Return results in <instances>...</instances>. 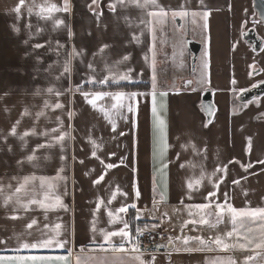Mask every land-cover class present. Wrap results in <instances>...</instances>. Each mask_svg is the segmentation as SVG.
I'll return each instance as SVG.
<instances>
[{
    "label": "crops",
    "instance_id": "0c3cea01",
    "mask_svg": "<svg viewBox=\"0 0 264 264\" xmlns=\"http://www.w3.org/2000/svg\"><path fill=\"white\" fill-rule=\"evenodd\" d=\"M88 1L68 0L69 12L53 11L49 15L41 13V8L52 5L63 8L64 0H24L23 5L19 0H0V184L12 185L11 190L5 188L7 193L17 186L13 177L20 180L25 176L44 177L63 202V207L47 212L35 205L25 211L15 198L5 205L4 197L0 196L3 264H18L17 257L25 258V264H33V257L43 258L44 264H139L134 256L140 253L150 264H212L218 258L244 264L246 256L255 257L248 264H264V249L254 245L248 250L233 247L221 251L213 245L212 251L188 252L183 243V237L208 240L220 236L226 243L233 244L236 236L226 237L233 229L227 214L218 224L215 216H210L207 217L210 225L189 223L185 226L186 221L198 220L203 214L194 205L209 203L205 199L209 192H216L212 198L213 212L214 204H222L225 199L237 209L264 208V163H260L264 161V93L245 103L237 100L242 89L264 79V23L257 25L252 0H203V3L201 0H188L187 3L162 0L160 6L168 12L172 5L195 12H203L207 7L229 9V14L222 12L215 19L208 17L206 51L200 65L197 63L192 71L195 75L199 72L200 79L196 82L193 77L187 87L183 81L191 71L189 50L172 63L166 53L165 40L161 39L153 66L151 26L141 20L150 21L147 12L158 9L151 5L141 9L128 4L125 7L117 5L112 12L106 4L111 0H101L99 7L96 5L91 11L85 6ZM17 6L19 13L14 11ZM100 12L103 14L97 18ZM58 20L63 24L57 25ZM212 23L220 29L226 23L233 26L234 32L230 35L233 43L221 51L213 48L216 39H210ZM249 28L261 38L259 50L239 36ZM133 35L140 37L139 43ZM57 42L64 47L59 48ZM36 44L43 47L35 48ZM103 45L108 47L101 52ZM73 47L82 51V55L72 60L71 76L65 74L57 80ZM125 56L127 60L123 59ZM117 61L121 63L116 65ZM89 63L94 66L97 79L108 74L105 65H116L121 73L127 72L131 77L119 83H148L149 87L119 89L138 95L126 99L119 109L111 108L107 99L98 101L94 110L75 91L77 85L94 74L87 67ZM174 66L175 71H170ZM49 87L63 95L48 94ZM206 88L211 90L214 105L209 119L200 106ZM46 100L50 104L59 100L64 107L54 111L45 109ZM129 105L132 111L128 110ZM101 107L107 115L100 111ZM26 108L28 114H24ZM41 110L45 114L37 119L36 114ZM69 111L74 113L71 119L67 115ZM61 120V130L70 132L72 137L65 139L63 149L59 144L38 148L51 138L42 133L59 127ZM17 121V134L10 135ZM33 128L35 135L20 139ZM94 151L95 156L92 155ZM29 155L36 158L29 161ZM108 164L115 167L107 169ZM224 166L226 174L216 172L217 167ZM101 175L104 179L94 183ZM219 178L223 182L217 189L214 185ZM189 182L193 184L192 190L188 188ZM34 184L39 192L40 181ZM113 194L115 199H112ZM39 198H43V193ZM133 204L135 208L128 207L126 213H117L120 207ZM130 210L134 211L135 220L145 222L141 224L143 230L168 237L166 249L137 253L114 251L107 244L103 249L98 247L103 244L102 231L123 226L122 223H109V211L127 221L132 232ZM11 216L19 218L10 219ZM33 219L37 223L28 229ZM93 222L95 232L92 231ZM260 223L248 220L239 224L240 235L250 234L258 241ZM57 224L61 225L60 229H56ZM153 225L158 227L153 228ZM56 231L60 232L59 239L68 241L64 248H21L23 242L48 238ZM237 241L238 244L245 242L243 239ZM120 243V237L113 238V244ZM187 247L199 245L190 241Z\"/></svg>",
    "mask_w": 264,
    "mask_h": 264
},
{
    "label": "snow or ice",
    "instance_id": "6c2138e0",
    "mask_svg": "<svg viewBox=\"0 0 264 264\" xmlns=\"http://www.w3.org/2000/svg\"><path fill=\"white\" fill-rule=\"evenodd\" d=\"M20 5L24 4V0H19ZM201 3H203V0H201ZM92 4L97 5V7H99L98 4V0H92ZM128 4H135V6L141 8V9H147L150 5L154 6L156 9L155 11H149L147 12V15L152 17L153 19L155 18H162V17H166L168 15V12L165 11L161 6H159L157 4V0H113V2H111L109 4V10L112 12H115L116 10V6L120 5L121 7H125ZM259 8H260V14L264 15V0H260L259 3ZM15 12L19 13L20 12V7L17 6L14 9ZM32 9L29 8V12L31 13ZM59 12V11H64V12H69L70 11V5L68 0H64V7L63 8H57L55 5H52L50 8H41V13L47 12L49 15L53 12ZM103 13L100 12L98 13L97 18H99V15H102ZM191 16L196 17V16H202L205 23H204V28L207 29L208 25H207V19L209 16V12L208 11H204V12H191L190 13ZM189 15V12L181 10V11H172V17L175 18L176 16H180V17H186ZM127 19V18H125ZM57 25H62L63 21L62 20H58L56 21ZM141 23H145L146 26H151L153 24V20L150 21H144L141 20ZM152 32H153V45H152V52H153V66H155V29L154 27L151 28ZM16 31H19L18 29H16ZM72 33L69 30V36L71 37ZM133 39L136 42H140V37L139 36H135L133 35ZM25 44H27V41H24ZM58 47L59 48H63L64 45L59 44V42H57ZM35 48H41L43 47V45L41 44H36L34 46ZM108 45H103V47H101L100 51L103 52L104 48H107ZM82 55V51L78 52L76 50L75 47L72 48L71 53H69L68 58L64 61L63 63V71L60 73V76H57L56 79L59 80L62 76H64L65 74H67L69 77L71 76V72H72V60L78 56ZM124 60H127L128 57L125 56L123 58ZM147 59V57H146ZM119 63H121L120 61L116 62V65H118ZM116 65H112V66H108L105 65V69L107 71V75H105L103 78L101 79H97L96 75H95V68L94 66L89 63L87 65L88 69L94 73L93 75L88 76V78L86 80H83L79 85L76 86L75 91L79 92L84 100L86 101L87 104H89L94 110L97 109L98 107V101H102V100H108L111 102V108L113 109H119L122 108L124 106V102L126 99L131 100L133 98H135L138 93L132 92V93H126L124 91H104V90H97V91H92L91 89L88 91L84 90V85L87 84L89 86H97V87H107L109 82L114 83V84H119L120 81H129L131 79V77L129 76V74L127 72L121 73ZM52 66L49 65V68H51ZM205 68H207V63H205ZM131 71V70H129ZM251 75V74H250ZM189 83H191L189 81ZM260 84H264V81H260L258 84L253 85V87H258ZM156 87V77L155 75H153V89H155ZM48 94H54L57 97H60L63 95V93L53 87H49L47 90ZM69 91H71V89H69ZM40 93V90L37 89V94ZM153 99L155 100V91H153ZM161 95H167V93H161ZM64 105L59 102V100H57V102L55 104H50L47 100L44 102V108L45 109H51V110H56V109H63ZM128 110L132 111V107L131 105L128 106ZM100 111L105 112V115H107L106 110L101 107ZM153 113L155 114V108H153ZM24 114H28V110L27 108L24 111ZM44 111L41 110L40 112H38L37 115V119L44 115ZM68 117L69 119H71L74 115L73 112L69 111L68 112ZM59 120V117L57 118ZM161 123H163L161 121ZM19 124V121L16 122V124L13 125L11 131H10V135L15 136L16 133V127ZM63 128V121H59V127L54 128L51 130V132L45 131L44 133H42V135L48 137L51 136V138L48 140V142L46 144H42V145H38V148H43V147H52L54 146V144H59L61 146V149H63L64 146V141L66 138H72L71 137V133L68 131H62L61 129ZM113 130H115V126L113 125ZM51 133H59L58 135H51ZM35 135V129L33 128L31 130V132H25L23 134V136L20 137V139H24V136H28V135ZM6 139V138H5ZM94 143V142H93ZM9 151H11V149H9ZM35 151V150H34ZM93 156L96 155L95 151L92 153ZM36 157L34 155H29L27 157V160L32 161L34 160ZM63 159V157H61ZM18 164L22 163V161H17ZM81 163H83L81 161ZM260 163H264V161H260ZM115 167V165L112 164H108L106 165L107 169H111ZM183 167V166H182ZM243 167V166H242ZM246 170V169H245ZM62 171V169H61ZM227 171V167H217L216 172H223L226 174ZM216 172H214L212 175L215 176ZM13 179L17 180V186L14 188V191H9V192H5V188L7 187V189L11 190L12 189V185L9 184L7 186L0 184V196L4 197V203L5 205L8 204L9 201H12L13 198H15V201L17 204H20L21 207H23V209L25 211L30 210V206L35 205L41 209H44L45 212L49 211V210H55L58 207H63V202L60 199L59 195H55L54 194V187L53 185H51L50 183H48L47 178L44 177H36V176H25L23 177L22 180H20L17 177H13ZM104 179V176L101 175L99 177V179H97L96 181H94V183H100L102 180ZM36 180L40 181V185H39V192L36 191V186L34 184V182ZM223 180L222 178L218 179V182L214 185L215 188H219V183H222ZM200 182L197 181V184H199ZM233 183H239V181H233ZM188 188L189 190L193 189V184L191 182L188 183ZM40 193H43V198H39ZM137 196H139V192H137ZM216 196V192H209L208 196L205 198L206 200L209 201V203H203V204H197L194 205V207L196 209H199L201 211V213H203L202 215H200V218L198 220L196 219H192L189 221L185 222V226H187V224H193V225H210V221L207 217L210 216H215V222L218 224L223 220V217L225 214H227L233 224V229L232 231H229L226 233V237L228 239L233 238L234 236H236L237 240L243 239L245 242L244 243H239L237 245H233V244H229L225 242V238L217 236L215 239L209 238L208 240H205L203 237H183V243L186 246L185 247V251L188 252H192V251H205L206 249L208 251H212L213 250V245L216 246L217 249L221 250V251H228L230 248L233 247H239L242 250H248L250 246L254 245L255 248L257 249H264V208H255V209H237L235 207H233L231 204H229L227 202V199H225L224 203H216L214 204V208L215 211H211L212 207H213V203H212V198H214ZM225 197H227V194L225 193ZM190 198V197H189ZM27 199V202L24 203L23 201ZM112 199H115V194H113ZM163 199V197H162ZM111 202V201H109ZM128 207H132L135 208L136 205H130V206H122L117 210V213H126L128 211ZM208 210V211H205ZM117 213H113L111 211L108 212L109 217L111 218L109 223L110 224H116V223H122L123 226L119 227L115 230H111V231H102V236H103V244H100L98 247H100L101 249L104 248V244L109 245L114 251H119V252H123L126 251L125 249V245L124 242L126 241L127 243H129L131 245L132 251L133 252H137L139 253V244L138 242H134L133 238H132V234L129 231V224L127 221H124L122 218L118 217ZM166 215V214H165ZM190 215H192L190 213ZM10 219H18L19 217L17 216H11L9 217ZM139 218V215L137 216V219ZM251 220L252 223H256V221H260V225H259V238L257 241V238L255 236H252L250 234H246L244 236H241L240 233L237 230V224L243 225L246 223V221ZM37 223V221L35 219H33L28 225L27 228L31 229L33 227V225H35ZM214 226V225H212ZM61 225L57 224L56 225V229H60ZM158 227V225H153V228ZM92 231L95 232L96 228H95V222H93V226H92ZM137 235H141L142 234V230L137 228L136 230ZM251 232V230H249V233ZM31 234V233H29ZM42 235H46L45 233L42 232ZM60 236V232L56 231L54 236H50L48 238H43V239H38L35 240L32 243H28V242H23L21 244V248L22 249H38V248H51V247H60V248H64L66 246V244L68 243V241L66 240H62L59 239L58 237ZM114 237H120L121 243L117 246L115 244H113V238ZM180 239V238H177ZM190 241H196L199 245V247L196 248H191V247H187L190 243ZM3 241H0V243H2ZM169 243H172V239L169 238ZM158 250V249H157ZM142 255L143 253H140L136 256H134V259L136 261L139 262V264H150V262L145 261L144 259H142ZM59 259V258H58ZM255 259L254 256H246L244 258V264H248V262L253 261ZM5 260V257L0 256V264H3ZM155 257H152V261L154 262ZM17 261L18 264H25V258L23 257H17ZM32 262L33 264H44L43 258H39V257H33L32 258ZM212 264H236V261L228 259L227 261H224L223 259H217L214 260L212 262Z\"/></svg>",
    "mask_w": 264,
    "mask_h": 264
},
{
    "label": "rangeland",
    "instance_id": "374dc122",
    "mask_svg": "<svg viewBox=\"0 0 264 264\" xmlns=\"http://www.w3.org/2000/svg\"><path fill=\"white\" fill-rule=\"evenodd\" d=\"M175 1V0H172ZM182 1V0H180ZM184 3H187L188 0H183ZM101 0H98V3H100ZM113 2V0L109 1L107 4V6H109V4ZM162 0H157V4L160 6L161 5ZM85 6L91 10L94 11L95 10V6L94 4H92V0H89L88 2L85 3ZM184 10L183 8H179L176 7L175 5H172V9L170 10V12H168V15L166 17H162V18H155L153 19L151 17V20H153V24L151 25V28L154 27L155 29V51L157 49V47L160 45L161 39L165 40V46L168 48L166 50L167 56L169 57V59L171 60V62L176 63L177 58L179 55H182L185 52H188L186 43H185V38L186 37H192L198 41L201 42V44H203L202 46V51L200 53V57L199 59H197L196 61V65L197 63H201V59L205 54L206 51V44H207V39H208V32L209 29L207 27V29L204 28V19L201 16L200 18H193V16H191V12H195V11H189V10H184L189 12V15L186 17H180L181 18V25L177 26L176 23L174 22V18L172 17V11H181ZM166 11V10H165ZM204 11H208L210 14L208 17H210V19H215L219 17V14L223 12V14H229V9L227 7H224V9L220 8V9H216V8H211V7H207L206 9H203ZM256 17V20L258 21L257 25H259V23H264L263 21H261L260 19ZM171 19V20H170ZM196 20V21H195ZM246 20V18H245ZM249 20V19H248ZM251 21V20H249ZM244 22V20H243ZM248 22V21H247ZM245 24V27L248 28V24ZM244 25V23H243ZM222 28L220 29L219 25H216L214 23H212L211 29H210V39H216L214 41V46L213 48L217 51H221L224 48H227V46H230L233 42L231 40V33H233V26L226 23L223 24L221 26ZM152 31V30H151ZM245 30L240 32V37L245 41L246 39L243 36V32ZM152 38H153V32H152ZM248 43V42H247ZM213 44V43H212ZM156 56V55H155ZM156 58V57H155ZM181 61V60H180ZM182 64V62H180V65ZM176 67L174 66L172 69H170V71H175ZM192 71H189V77H187V79L184 80L185 81H189L190 79H192L194 77V81L196 80V82H199V72H197V74L195 75L193 73L192 75ZM239 224H237V230L240 233V229L238 228ZM241 227V226H240ZM238 241L235 238V240L233 239V245H237ZM234 248H238V247H234ZM260 254H263L260 253ZM258 256V254L256 255V257Z\"/></svg>",
    "mask_w": 264,
    "mask_h": 264
},
{
    "label": "water",
    "instance_id": "95a60500",
    "mask_svg": "<svg viewBox=\"0 0 264 264\" xmlns=\"http://www.w3.org/2000/svg\"><path fill=\"white\" fill-rule=\"evenodd\" d=\"M252 2H253V9L255 11V16H257L258 19H260L261 21L264 22V15L260 14V8H259L260 0H252ZM174 22L176 23L177 26H180L181 25V18L176 16L174 18ZM243 36L246 39V41L251 44L253 49H255V50L260 49L261 38L257 35V33L254 31V29H252V28L246 29L243 32ZM185 43H186L187 49L191 53L190 69H191V71H194L196 68V61L198 59L202 44L200 41H198L192 37H189V36L185 38ZM189 81L192 83L191 79ZM189 81L188 80L185 82L183 81V85L186 87L189 86L191 84V83H189ZM261 81H264V79ZM259 82H257L256 84H258ZM263 93H264V84H260L258 87H253V85H252L248 88L242 89L237 94V100H239L242 103H245L247 101L252 100L255 97L260 96ZM200 106H201V109L206 114L207 118L208 119L211 118L213 110H214V105L212 102V96H211V90L210 89L206 88L202 92Z\"/></svg>",
    "mask_w": 264,
    "mask_h": 264
},
{
    "label": "built area",
    "instance_id": "2783aa9c",
    "mask_svg": "<svg viewBox=\"0 0 264 264\" xmlns=\"http://www.w3.org/2000/svg\"><path fill=\"white\" fill-rule=\"evenodd\" d=\"M137 228L142 230L141 235H137ZM134 242H138L140 252H151L157 249L167 248L168 237L156 232L143 230L141 224H137L135 229L131 232ZM126 251L133 252L131 245L124 242Z\"/></svg>",
    "mask_w": 264,
    "mask_h": 264
},
{
    "label": "trees",
    "instance_id": "16d2710c",
    "mask_svg": "<svg viewBox=\"0 0 264 264\" xmlns=\"http://www.w3.org/2000/svg\"><path fill=\"white\" fill-rule=\"evenodd\" d=\"M149 87L148 83H109L107 87H97V86H89L87 84L84 85V90H134V89H147ZM145 223L141 220H135L134 211L130 210V225L131 231H133L137 224Z\"/></svg>",
    "mask_w": 264,
    "mask_h": 264
}]
</instances>
